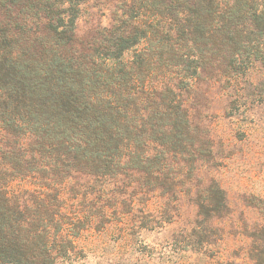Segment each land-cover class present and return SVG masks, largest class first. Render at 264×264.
<instances>
[{
  "label": "trees",
  "instance_id": "obj_1",
  "mask_svg": "<svg viewBox=\"0 0 264 264\" xmlns=\"http://www.w3.org/2000/svg\"><path fill=\"white\" fill-rule=\"evenodd\" d=\"M22 5L34 10L25 14ZM132 7L134 19L107 39L93 68L86 55L67 56L79 0H0V123L9 137L0 146V264H55L73 247L65 239L80 237L85 225L127 213L178 179L163 175L161 164L194 150L181 84L216 61L225 76L264 64V0H133ZM144 71L151 90H136ZM15 179L35 189L11 192ZM206 192L199 216L226 208L217 183Z\"/></svg>",
  "mask_w": 264,
  "mask_h": 264
},
{
  "label": "rangeland",
  "instance_id": "obj_2",
  "mask_svg": "<svg viewBox=\"0 0 264 264\" xmlns=\"http://www.w3.org/2000/svg\"><path fill=\"white\" fill-rule=\"evenodd\" d=\"M79 2L67 56L84 60L86 55L95 62L93 68H100L98 55L107 50V39L134 19L136 9L133 0ZM22 10L27 14L34 8L22 5ZM144 47L142 43L125 57ZM221 65L216 61L211 72L178 89L196 130L194 150L163 157V175L178 179L170 177L164 187L125 208L127 213L110 210L113 215L105 221L85 225L80 237L65 239L73 247L55 264H264V64L254 61L232 76L222 75ZM147 66L144 61L142 70ZM147 76L144 71L136 90H151ZM8 138L0 123L3 149ZM213 182L221 188L226 208L199 216L198 202ZM9 189L21 193L35 186L15 179Z\"/></svg>",
  "mask_w": 264,
  "mask_h": 264
}]
</instances>
